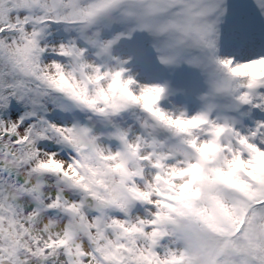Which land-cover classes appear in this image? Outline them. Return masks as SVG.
Segmentation results:
<instances>
[{
    "label": "clouds",
    "instance_id": "1",
    "mask_svg": "<svg viewBox=\"0 0 264 264\" xmlns=\"http://www.w3.org/2000/svg\"><path fill=\"white\" fill-rule=\"evenodd\" d=\"M94 2L78 0L81 7ZM156 2L121 0L100 10L91 22L62 25L68 38L54 44L72 41L79 55L40 58L37 70L56 85L50 99L63 119L54 123L59 134L52 141L59 140V150L38 141L27 152L10 155L9 164L19 171L14 179L22 189L23 215L42 210L33 222L20 224L11 240L0 242V264H39L22 249L35 247L34 240L42 244L61 236L75 260L93 264L87 255L75 253L91 252L86 225L96 215L106 226L99 243L109 248L126 234L125 225H159L168 234L172 264H211L209 246L223 239L217 233L230 230L233 223L239 231L236 221L249 172L230 149L241 125L216 99L224 96L230 106H242L243 90L219 89L217 84L228 79L224 73L209 81L202 90L203 106L192 114L161 107L164 87L136 78L139 57L151 54L161 63V57L176 54V61L189 63L190 53H198L204 66H220L207 49L178 43L172 30L160 31L167 17L152 14ZM122 68L126 72L115 80ZM142 85L153 87L151 95ZM256 173L264 176V152L257 155ZM194 236L205 245L194 244ZM13 245L16 251L10 257L6 253ZM215 260L235 264L227 248L223 259L219 255ZM49 264H68L63 249Z\"/></svg>",
    "mask_w": 264,
    "mask_h": 264
},
{
    "label": "snow or ice",
    "instance_id": "2",
    "mask_svg": "<svg viewBox=\"0 0 264 264\" xmlns=\"http://www.w3.org/2000/svg\"><path fill=\"white\" fill-rule=\"evenodd\" d=\"M120 3L121 0H95L81 7L78 0H0V242L11 240L20 224L33 222L42 210L37 207L27 217L23 215L22 189L14 179L19 171L9 164L10 155L27 152L38 141L54 140L59 134L57 125L45 117L48 103L53 102L50 90L56 85L49 74L37 70L40 58L46 54L79 55L74 42L54 44L47 39L51 26L91 22L100 10ZM151 12L167 17L159 30L174 31L178 43L210 51V59L228 77L217 84L219 89H242L241 103L264 109V92L257 91L264 88V55L242 61L216 55L218 43L225 48H264V0L250 3L248 0H157ZM160 60L174 63L177 55ZM124 72L126 69H120L114 79L119 80ZM130 81L128 77L124 82ZM141 87L151 95L153 87ZM155 90L159 93L162 88L155 86ZM13 101L24 106L20 115L7 114ZM230 150L234 158L239 157L248 166L249 176L245 177L248 191L241 198L240 228L230 236L227 249L235 264H264V176L253 174L257 155L264 152V121H257L254 127L238 133ZM36 200L39 201L38 195ZM86 226L91 252L78 250L77 257L87 255L93 264H172L166 243L168 234L159 225L148 226L147 221L138 222L135 229L125 225L126 234L121 235L113 248L99 243V234L106 227L99 215ZM149 227L155 230H148ZM34 243L35 247L25 246L22 250L39 264H49L61 249L68 264H84L83 259H74L62 236L46 239L42 244L35 240ZM193 243L204 246L205 240L194 236ZM15 251L13 245L6 254L11 257ZM224 264L229 262L225 260Z\"/></svg>",
    "mask_w": 264,
    "mask_h": 264
},
{
    "label": "rangeland",
    "instance_id": "3",
    "mask_svg": "<svg viewBox=\"0 0 264 264\" xmlns=\"http://www.w3.org/2000/svg\"><path fill=\"white\" fill-rule=\"evenodd\" d=\"M248 2L250 3L251 0H248ZM49 32V38L47 39L53 43L68 38V33L65 32L62 24L52 25ZM216 55L221 57L232 56L234 61H242L254 58L257 55H264V48L255 46L245 49L236 47L225 48L218 43ZM190 56L192 57V62L189 63H180L178 61L168 64L160 63L151 54L143 55L137 59L135 71L137 73L136 78L140 83L161 84L159 77H162V80L166 82V88H164L165 91L162 94L160 105L167 110H179L192 114L203 106L202 90L207 87L209 81L215 79L217 76L224 75V72L215 65L204 66L200 62L198 53H190ZM257 91L264 92V88H260ZM197 93L200 95L198 96ZM216 103L225 105V112L236 115L240 122V130L242 132L254 127L257 121H264V109L252 104L230 106L228 98L224 96L217 97ZM15 112L17 111L13 110V114ZM54 120L56 123L63 122L61 115L54 117ZM40 144H44V142L40 141ZM234 225L235 223L231 225V229ZM230 230L219 231L217 234L223 239L213 242L209 246L211 264H214L215 257L222 255L225 249L231 244L230 236L233 234H231Z\"/></svg>",
    "mask_w": 264,
    "mask_h": 264
},
{
    "label": "trees",
    "instance_id": "4",
    "mask_svg": "<svg viewBox=\"0 0 264 264\" xmlns=\"http://www.w3.org/2000/svg\"><path fill=\"white\" fill-rule=\"evenodd\" d=\"M49 34H50V32H49ZM47 38H49V35H48ZM47 108H48V111L45 113V117L48 120H50L51 122L56 123L55 120H54V117L59 116L61 114L56 111V109L52 106L51 102L48 103ZM13 110L17 111L14 114H19L20 115L24 111V106L22 104H17L15 101H13L12 105L7 110V114L9 116L13 115ZM42 141L44 142V144H41V146H43L46 149H50V150H53V151H57L59 149V145L56 144L55 141H52V140H42ZM236 223H238V221H236ZM234 230H235V225L230 230L231 234H234V232H233ZM213 248H212V251H213ZM214 264H216V260H215Z\"/></svg>",
    "mask_w": 264,
    "mask_h": 264
},
{
    "label": "bare ground",
    "instance_id": "5",
    "mask_svg": "<svg viewBox=\"0 0 264 264\" xmlns=\"http://www.w3.org/2000/svg\"><path fill=\"white\" fill-rule=\"evenodd\" d=\"M164 88H166V86Z\"/></svg>",
    "mask_w": 264,
    "mask_h": 264
}]
</instances>
